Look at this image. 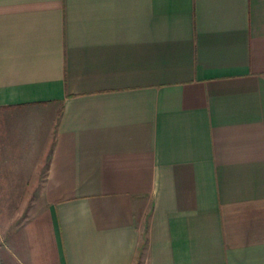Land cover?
<instances>
[{
    "label": "crops",
    "instance_id": "obj_1",
    "mask_svg": "<svg viewBox=\"0 0 264 264\" xmlns=\"http://www.w3.org/2000/svg\"><path fill=\"white\" fill-rule=\"evenodd\" d=\"M2 247L20 264H264V0H0Z\"/></svg>",
    "mask_w": 264,
    "mask_h": 264
},
{
    "label": "rangeland",
    "instance_id": "obj_2",
    "mask_svg": "<svg viewBox=\"0 0 264 264\" xmlns=\"http://www.w3.org/2000/svg\"><path fill=\"white\" fill-rule=\"evenodd\" d=\"M22 220H13V219H2L0 217V264H20V263H10L4 256H3V249L2 247L9 243L13 233L17 228L22 225Z\"/></svg>",
    "mask_w": 264,
    "mask_h": 264
}]
</instances>
